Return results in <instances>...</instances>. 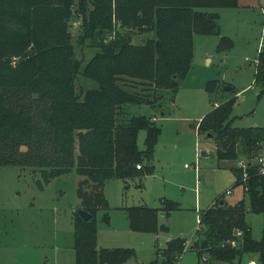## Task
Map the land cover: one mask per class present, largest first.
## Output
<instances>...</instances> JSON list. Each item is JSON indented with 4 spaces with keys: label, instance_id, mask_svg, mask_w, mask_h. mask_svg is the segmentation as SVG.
I'll return each instance as SVG.
<instances>
[{
    "label": "trees",
    "instance_id": "obj_1",
    "mask_svg": "<svg viewBox=\"0 0 264 264\" xmlns=\"http://www.w3.org/2000/svg\"><path fill=\"white\" fill-rule=\"evenodd\" d=\"M238 3L0 0V165L37 168L41 183L73 168L82 176L80 207L92 216L85 220L75 210V264H115L135 255L131 247L100 246L96 222L98 208L106 205L105 183L154 170V151L162 128L152 119L155 114H137L129 107H160L158 89L177 91L179 79L191 67L194 35L220 34L219 14L210 8ZM76 12L82 14L87 29L102 37L100 49L83 67L69 30ZM119 21L152 36L135 43L131 33L122 32ZM112 32L113 38L107 40ZM232 46V38L220 36L218 51ZM12 56L18 57L15 64ZM256 62L255 82L264 91V49L259 50ZM79 75L95 84L78 89ZM217 81L208 82L210 92ZM235 102V96L217 106L215 100L214 107L198 121L197 132L215 138L219 161L236 160L232 187L242 185L245 197L231 203L223 198L224 193L218 195L199 214L194 244L204 261L208 255L207 262L241 264L244 253L258 252L264 264V228L262 237L256 239L247 220L248 212H264V126L233 125ZM141 129L146 131L144 149L138 145ZM241 159L247 162L246 176L238 166ZM163 202L168 212L179 207L166 197ZM158 209L129 207L132 228L152 230ZM104 218L109 219L108 213ZM186 246V238L170 239L147 264H175Z\"/></svg>",
    "mask_w": 264,
    "mask_h": 264
},
{
    "label": "rangeland",
    "instance_id": "obj_2",
    "mask_svg": "<svg viewBox=\"0 0 264 264\" xmlns=\"http://www.w3.org/2000/svg\"><path fill=\"white\" fill-rule=\"evenodd\" d=\"M238 2L236 6L210 8L219 14L220 34L193 37L191 67L179 79L177 91L158 89L160 107L149 104L129 107L137 114H156L162 131L155 146L152 173L112 178L102 188L106 205L99 207L96 215L99 245L131 247L136 252L130 259L115 264H147L159 248L162 250L170 239L177 237L186 238L187 246L175 264H215L207 262L208 255L204 261L194 244L199 214L221 193L228 202H236L245 194L242 186L232 187L236 160L219 161L215 138L198 134L197 123L214 107L215 100L218 105L235 96L232 124L264 126V91L255 82L256 58L259 50L264 49V0ZM82 20V14L76 12L69 30L76 57L83 67L100 49L102 37L87 29ZM120 26L122 32L133 35L135 43H143L152 36L138 27L126 28L122 23ZM221 35L232 38L233 46L218 51ZM105 38L112 39L113 32ZM17 59L12 56L11 62L15 64ZM210 80H218L211 92ZM76 83L78 89L81 85L95 84L83 75H79ZM223 85L232 89L224 91ZM161 108L167 112L162 113ZM145 136L146 131L141 129L138 135L141 149L145 148ZM202 151L207 155H202ZM81 178L73 168L48 183H41L43 178L37 168L0 165V264H75L74 224L75 210L81 204L78 195ZM164 197L177 202L179 207L166 211ZM246 202L249 204L248 198ZM136 205L159 208L152 230L132 228L128 208ZM247 220L253 237L260 239L264 212H248ZM160 254L163 259V252ZM241 264H262L259 253H244Z\"/></svg>",
    "mask_w": 264,
    "mask_h": 264
},
{
    "label": "water",
    "instance_id": "obj_3",
    "mask_svg": "<svg viewBox=\"0 0 264 264\" xmlns=\"http://www.w3.org/2000/svg\"><path fill=\"white\" fill-rule=\"evenodd\" d=\"M223 90L224 91H229L232 89V86L230 85H223ZM210 136V135H209ZM202 155H207V152L206 151H202L201 152ZM76 211L85 219V220H89L92 216L91 213H89L87 210L83 209L82 207H77L76 208Z\"/></svg>",
    "mask_w": 264,
    "mask_h": 264
},
{
    "label": "built area",
    "instance_id": "obj_4",
    "mask_svg": "<svg viewBox=\"0 0 264 264\" xmlns=\"http://www.w3.org/2000/svg\"><path fill=\"white\" fill-rule=\"evenodd\" d=\"M215 104L217 105V103H215ZM153 119L156 120V117L153 116ZM259 161H263V158L260 157ZM238 166H240V167L243 168L244 176H246L247 173L245 172V169H246V167H247V162H246L245 160L241 159V160L238 162ZM137 167H140V165H138ZM263 172H264V169H263ZM230 191H231V190H228L227 192H230ZM215 264H221V263H220V262H217V263H215Z\"/></svg>",
    "mask_w": 264,
    "mask_h": 264
},
{
    "label": "crops",
    "instance_id": "obj_5",
    "mask_svg": "<svg viewBox=\"0 0 264 264\" xmlns=\"http://www.w3.org/2000/svg\"><path fill=\"white\" fill-rule=\"evenodd\" d=\"M195 35H196V34H195ZM195 35H194V38L197 37V35H196V36H195ZM208 60L210 61V58H209ZM217 103H218V102H217ZM163 112H164V111H163ZM166 112H167V111H166ZM166 112H164V113H166ZM155 117H156V121H157V120H158V116H157L156 114H155ZM235 179H236V178H235ZM233 184H234V183H233ZM239 186H242V185H239ZM242 191H244V189H242ZM244 194H245V192H244ZM243 197H245V195L242 196L241 198H243ZM216 198H217V197H216ZM216 198H215V199H216ZM241 198H240V199H241ZM215 199H214V200H215ZM240 199H239V200H240ZM214 200H213V201H214ZM239 200H238V201H239ZM229 202H230V201H229ZM236 202H237V201H236ZM231 203H235V202H231Z\"/></svg>",
    "mask_w": 264,
    "mask_h": 264
}]
</instances>
